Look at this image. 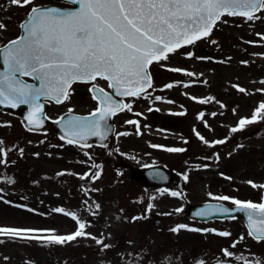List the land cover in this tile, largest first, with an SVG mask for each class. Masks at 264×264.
Segmentation results:
<instances>
[{"label":"rangeland","instance_id":"rangeland-1","mask_svg":"<svg viewBox=\"0 0 264 264\" xmlns=\"http://www.w3.org/2000/svg\"><path fill=\"white\" fill-rule=\"evenodd\" d=\"M45 2L67 5L55 0H33V5ZM28 9V6L12 5L10 0H0V23L6 25L0 30V44L17 35L16 22ZM258 17L249 21L241 16L224 15L208 38L170 53L167 60L151 64L155 78L152 87L128 101L136 114L147 113L148 122L164 123L165 129L157 131L151 126L144 129L145 139L138 141L134 137L130 138V143L124 142L125 148L138 151L128 154L127 160L131 156L128 161L136 165L144 162L175 165L181 174L177 185L171 183L145 190L132 179L125 181L122 187L107 186L106 179L110 180L113 174L93 178V163L82 162L90 155L97 158L99 154L64 143L49 130L27 132L17 115L0 111V141H3L0 147L7 153L0 157L6 161L0 164V227L35 229L39 231L25 235L40 237L0 236V264H220L222 259L237 256L248 264H264V241L252 239L239 217L199 223L185 214L188 204L218 200L215 197L219 196L256 203L264 197V189L247 183L251 180L257 185L264 184V118L258 117L257 122L231 131L238 127L241 117L250 118L253 110L264 102V92L257 91L264 89L261 83L264 81V39H261L264 10ZM189 52L193 53L192 57L187 55ZM171 67L182 69L181 74L172 72ZM189 72L192 77H188ZM182 74L187 75L189 81ZM187 83L191 85L189 88ZM90 84H74L69 99L51 105L48 115L55 116L69 109L89 111L95 104L88 91ZM168 84L173 86H164ZM238 88L245 91L240 92ZM220 93L226 104L223 134L228 146L218 152L214 160L203 158L205 145L200 146L196 139L191 145L192 152L184 155L167 151V146L157 143L160 137L176 139L173 133L178 130L177 115L168 112L181 108V99L210 101L217 99ZM157 96L161 99L157 100ZM145 100L152 104L151 109L169 110L163 120L141 110ZM128 113L121 118L137 121L132 125L137 131L139 118ZM191 123L197 126L198 120L193 119ZM212 128L215 129V125L210 126V133L203 139L206 146L221 135L214 134ZM237 135L241 136L240 142L236 141ZM143 145L151 149L145 156H141L145 154ZM98 167L99 162L95 168ZM113 170L117 172V168ZM172 192L178 195L172 196ZM223 202L232 204L231 200ZM149 204L153 205L151 209H148ZM56 208H63L64 212L54 211ZM65 213H75L86 224L84 231L91 236L62 244L46 239L77 230L76 221ZM179 225L187 227L178 228L176 232L171 230ZM224 231L231 235H219ZM242 236L244 238L240 239ZM91 237L100 239L102 244ZM237 241L236 246L231 247ZM103 244L109 247L104 248ZM49 246L61 252L58 261L51 256ZM224 247L233 253L231 257L222 254Z\"/></svg>","mask_w":264,"mask_h":264},{"label":"snow or ice","instance_id":"snow-or-ice-1","mask_svg":"<svg viewBox=\"0 0 264 264\" xmlns=\"http://www.w3.org/2000/svg\"><path fill=\"white\" fill-rule=\"evenodd\" d=\"M10 3L20 7L28 6L30 10L27 23L21 25L24 35L0 47L4 65V70L0 72V104L7 102L13 108L18 104L31 105L32 111L27 119L30 124L36 125L41 123L39 114L42 104L38 103L41 97L49 98L57 104L62 103L63 100L69 99L73 83L94 82L97 78L108 81L109 88H114L117 95L139 97L146 88L152 87L148 71L151 64L167 60L170 53L208 38L217 21L225 14L241 16L251 21L259 19L255 13L264 10V0H69V3L79 6L72 11L55 7H36L33 6V0H10ZM5 27L4 23H0V30ZM261 39H264V36H261ZM187 55L192 57L193 53L189 52ZM170 70L182 71L180 68ZM17 74L34 77L40 82V86L25 84L17 78ZM187 75L191 76L192 73ZM172 86L165 85L168 88ZM238 90L245 91L244 88ZM89 91L100 93L93 96V99L98 100L99 106L91 113L93 119L75 117L66 122L68 135L71 137L67 140L69 144L74 143L75 138L83 140L88 135L101 136L103 139L101 122L125 108L131 111L130 104L113 101L111 95L102 88L97 89L95 84ZM257 91L264 92V89ZM156 99L161 98L157 96ZM71 111L72 109H69V112ZM258 117L264 118V102L253 110L250 118L241 117L238 127L232 128L231 131L236 132L256 122ZM126 123L137 124V121L129 120ZM197 135L199 136V133ZM215 143L223 144L224 141L217 140ZM2 144L3 141H0V145ZM167 151L182 152L184 149L168 148ZM6 154L5 148L0 147V157ZM4 163L6 161L0 158V164ZM99 175L97 172L93 178H98ZM247 183L254 188L264 189V184L257 185L251 180ZM171 195L176 196L178 193L172 192ZM215 198L231 200L236 206L232 211H246L249 220L248 235L264 240V197L259 203L229 196ZM152 207V204L148 205V209ZM54 211L63 213L64 209L56 208ZM220 211L228 212L229 209L222 208ZM65 214L76 221L77 230L68 235H50L45 237L46 239L62 244L77 237L91 236L84 231L86 224L79 220L75 213ZM231 218L235 219L234 216ZM185 227L187 226L179 225L171 230L176 232L178 228ZM35 231L39 230L0 227V236L39 239L40 237L25 235ZM219 235L227 237L231 234L224 231ZM91 238L97 244H102L100 239ZM236 243L238 241L231 247L234 248ZM103 247L108 248L109 245L103 244ZM223 254L226 257L233 255L227 249L223 250ZM236 259L241 257L237 256Z\"/></svg>","mask_w":264,"mask_h":264},{"label":"water","instance_id":"water-1","mask_svg":"<svg viewBox=\"0 0 264 264\" xmlns=\"http://www.w3.org/2000/svg\"><path fill=\"white\" fill-rule=\"evenodd\" d=\"M67 1H69V0H67ZM47 7L58 8L57 6H51V5L45 6L44 8H47ZM78 7H79L78 5H75L72 8H58V9H61L63 11H72ZM25 23H27V19L24 20L21 23V25L25 24ZM22 35H24V30L21 27V34L19 35V37ZM7 44L8 43H6L5 45H7ZM0 63H1L0 72H2L4 70L2 56H0ZM29 77H32V76H29ZM17 78L22 80L25 84H32L35 87L40 86V82L38 80L34 79V77H32L34 79V82L25 81L18 74H17ZM111 89L113 91V94L111 95L113 101L118 102V103H122V100H117V97H121V96L116 94V91L114 88H111ZM96 95H100V93L98 91H96ZM44 98L45 97H41L40 100L38 101V103L42 104V110L39 114V119H40L41 123H39L38 125L30 124L28 122L27 117L29 116L30 112L32 111V106L29 104H18L17 107L13 108L6 102L5 104H0V108L3 110H9L11 112H20L23 123L28 128L36 129V130L53 128L60 135H62L65 138H68V139L71 137L68 135V128L66 127L67 121L72 120L75 117H89V119H93L91 114H89V115H76V114H70L69 113V114L62 115L53 121H50L44 115V109L47 106V102L44 100ZM109 118H110V116L107 117L105 121L101 122L100 131L103 135V139H101V136L88 135L83 140H80L79 138H75L74 140L81 141V142H90V141H97L100 143L105 142L108 139V137L112 131V124L110 123ZM145 174L152 182H156V183L167 182L170 178H173L174 180H176V178L173 174L167 172L164 168H161L158 166H150V167L146 168ZM222 208H227V209H229V211L228 212L220 211V209H222ZM235 208H236L235 205L228 206L226 204L219 203V202H202V203H197V204L188 206L187 214L190 218L196 219L199 221H205V220H209V219L216 218V217H219V218L233 217L236 214H240L242 216L244 222H245V225H246L248 231H249V220H248L247 212L241 211V210L232 211ZM201 213H203V214H201ZM56 256H57V254H56Z\"/></svg>","mask_w":264,"mask_h":264},{"label":"flooded vegetation","instance_id":"flooded-vegetation-1","mask_svg":"<svg viewBox=\"0 0 264 264\" xmlns=\"http://www.w3.org/2000/svg\"><path fill=\"white\" fill-rule=\"evenodd\" d=\"M212 111L213 113L211 114ZM182 115L181 114H174L173 116H176L177 120H175L176 123V127L179 126L181 129V134L183 136H189L191 135V121L196 118V119H200L201 122L198 125L197 130H199V136L198 135H193L191 136L189 139L186 140V144H184V146L187 149H191L192 148V143L194 139H200V136H205L207 132H209V130L205 129L204 126V120L206 119L207 121V127L210 126V118L211 116H214V119H212L213 123H219L221 124L222 119L224 118L225 114H226V105H216V104H204V105H198L196 108L193 104H186L183 105L182 108ZM203 114L202 116L200 114ZM158 117L161 118L162 115L158 114ZM216 131V129H214ZM217 132H222V128L219 127L217 128ZM239 139V138H238ZM175 141L172 140V143L174 144ZM224 147V145H221L220 148L222 149ZM101 153L100 155L97 157L98 162L100 164V166L98 168H96L95 173L99 172L100 175L98 178L101 177H105L106 175H111L113 174V177L108 180L106 179V183L105 185L107 186H111V187H122L124 186V182L125 181H129L130 177H131V170H132V166L131 164L128 162L127 160V155L130 154L132 151L131 149L128 148H123V149H110L108 147L105 148H99ZM220 149V150H221ZM103 165V166H102ZM77 166H80V162H78ZM118 166V167H116ZM96 167V165H95ZM114 168H117V172L115 170H113ZM95 170V169H94ZM115 172V173H114ZM94 173V175H95ZM140 176H142L140 174ZM97 178V179H98ZM144 178V177H143ZM101 181V179L99 180ZM142 183H140L139 185H141L142 187H147L148 183L147 181L144 179H141ZM96 186V185H95ZM101 186H103V184H101Z\"/></svg>","mask_w":264,"mask_h":264}]
</instances>
